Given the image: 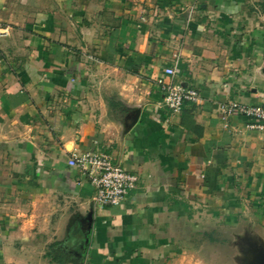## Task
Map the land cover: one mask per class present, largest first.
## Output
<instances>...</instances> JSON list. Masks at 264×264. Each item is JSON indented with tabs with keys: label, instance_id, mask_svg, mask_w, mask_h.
Returning a JSON list of instances; mask_svg holds the SVG:
<instances>
[{
	"label": "crops",
	"instance_id": "obj_1",
	"mask_svg": "<svg viewBox=\"0 0 264 264\" xmlns=\"http://www.w3.org/2000/svg\"><path fill=\"white\" fill-rule=\"evenodd\" d=\"M0 25V264H186L234 226L264 245V130L220 109L264 93V0H0ZM161 81L201 100L174 114ZM89 151L137 177L123 206L69 165Z\"/></svg>",
	"mask_w": 264,
	"mask_h": 264
},
{
	"label": "built area",
	"instance_id": "obj_2",
	"mask_svg": "<svg viewBox=\"0 0 264 264\" xmlns=\"http://www.w3.org/2000/svg\"><path fill=\"white\" fill-rule=\"evenodd\" d=\"M9 34V29L0 25V38L8 37ZM165 74L172 79L176 73L170 68ZM161 86L164 93L163 106L174 114L180 113L186 104L198 103L201 100L197 89L164 81H161ZM220 109L224 119L243 117L249 121V128L264 130V93L260 95V101L256 105L230 102L221 105ZM69 165L79 170L95 188L94 201L99 207L123 206L138 180L105 152L74 154L69 160Z\"/></svg>",
	"mask_w": 264,
	"mask_h": 264
},
{
	"label": "rangeland",
	"instance_id": "obj_3",
	"mask_svg": "<svg viewBox=\"0 0 264 264\" xmlns=\"http://www.w3.org/2000/svg\"><path fill=\"white\" fill-rule=\"evenodd\" d=\"M211 236L215 242L206 235L200 236L199 244L194 245L199 248L198 252L194 251L198 259L192 261L189 258L186 264H264V245L255 246V240L259 238L257 231L234 226ZM207 242L212 245H204ZM187 252L185 256L192 255V249Z\"/></svg>",
	"mask_w": 264,
	"mask_h": 264
}]
</instances>
